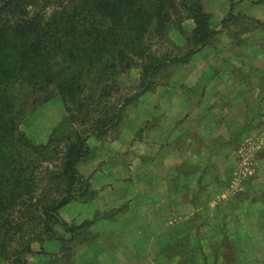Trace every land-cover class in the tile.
Segmentation results:
<instances>
[{
    "label": "rangeland",
    "instance_id": "374dc122",
    "mask_svg": "<svg viewBox=\"0 0 264 264\" xmlns=\"http://www.w3.org/2000/svg\"><path fill=\"white\" fill-rule=\"evenodd\" d=\"M202 3L216 30L209 43L148 89L139 69L122 74L114 100L131 99L120 122L87 140L93 152L78 171L90 193L60 215L92 220L88 242H45L28 264H97L116 245L126 264H264V0ZM183 28L163 51L185 49L193 22ZM14 92L28 100L20 129L34 143L68 128L60 101L33 105L27 87Z\"/></svg>",
    "mask_w": 264,
    "mask_h": 264
},
{
    "label": "trees",
    "instance_id": "16d2710c",
    "mask_svg": "<svg viewBox=\"0 0 264 264\" xmlns=\"http://www.w3.org/2000/svg\"><path fill=\"white\" fill-rule=\"evenodd\" d=\"M187 20L185 49L163 51ZM215 33L202 0H0V264H28L51 240L64 251L88 242L82 229L93 221L69 224L60 209L90 193L78 164L93 152L88 138L116 127L131 99L114 100L120 76L139 69L148 89ZM21 86L33 105L60 101L68 128L34 143L20 129Z\"/></svg>",
    "mask_w": 264,
    "mask_h": 264
},
{
    "label": "crops",
    "instance_id": "0c3cea01",
    "mask_svg": "<svg viewBox=\"0 0 264 264\" xmlns=\"http://www.w3.org/2000/svg\"><path fill=\"white\" fill-rule=\"evenodd\" d=\"M120 250H118L117 245L114 246L113 249H109L107 251L104 250V254L101 252L99 253L98 256V263L97 264H126V262H120V259L118 260L117 257L120 256Z\"/></svg>",
    "mask_w": 264,
    "mask_h": 264
}]
</instances>
